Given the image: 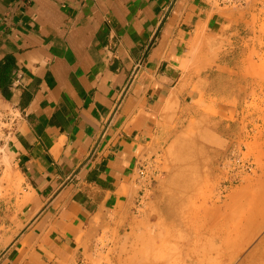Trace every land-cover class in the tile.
<instances>
[{
	"label": "crops",
	"instance_id": "obj_1",
	"mask_svg": "<svg viewBox=\"0 0 264 264\" xmlns=\"http://www.w3.org/2000/svg\"><path fill=\"white\" fill-rule=\"evenodd\" d=\"M250 20L210 0H0V110L20 111L0 153L21 188L0 194V264H83L120 245L145 193L138 169L179 138L196 90L235 101L219 132L226 148L252 140L264 104L245 102L264 80L244 78ZM212 47L215 65L197 75Z\"/></svg>",
	"mask_w": 264,
	"mask_h": 264
},
{
	"label": "rangeland",
	"instance_id": "obj_2",
	"mask_svg": "<svg viewBox=\"0 0 264 264\" xmlns=\"http://www.w3.org/2000/svg\"><path fill=\"white\" fill-rule=\"evenodd\" d=\"M258 26L253 28L255 37L248 39L253 44L244 60V78L253 85L257 77L264 80V54L259 52L264 49V25ZM205 46L207 43L200 44L197 53ZM221 50L211 48L208 65L195 60L197 75L215 65ZM247 95L245 107L259 109L258 95L264 96V91L258 94L252 87ZM189 103V112L178 127L173 126L179 138L167 141L155 164L147 166L150 177L145 193L139 192L142 197L138 195L131 203L134 219L130 232L116 236L120 245L86 252L83 264H264V127L255 124L253 139L240 140L256 164L254 172L244 176L242 184L228 187L224 200L213 198L219 194L221 180L217 160L227 143L219 132L224 131L222 122L233 120L235 101L224 104L232 106L229 109L196 90ZM5 157L0 153V163L5 166L0 173V182L5 183L0 187L3 197L21 190ZM139 188L135 186V190ZM100 241L104 245L102 238Z\"/></svg>",
	"mask_w": 264,
	"mask_h": 264
},
{
	"label": "built area",
	"instance_id": "obj_3",
	"mask_svg": "<svg viewBox=\"0 0 264 264\" xmlns=\"http://www.w3.org/2000/svg\"><path fill=\"white\" fill-rule=\"evenodd\" d=\"M216 7L225 10L247 11L251 15L249 25H264V0H210ZM252 17L254 20L252 21ZM260 102L264 104V96L258 95ZM257 98V99H258ZM20 117V111L16 106H8L0 110V141L3 140L11 131L15 130L16 123ZM258 124V127H264V124ZM255 125L251 128L248 137L251 138L255 132ZM252 133V135H251ZM242 141V140H241ZM218 165L221 169V180L219 195L224 197L231 185L241 182L244 176L251 174L256 169L253 158L246 153V147L240 141L225 149L220 157ZM138 176L145 185H147V174L145 166H140Z\"/></svg>",
	"mask_w": 264,
	"mask_h": 264
},
{
	"label": "bare ground",
	"instance_id": "obj_4",
	"mask_svg": "<svg viewBox=\"0 0 264 264\" xmlns=\"http://www.w3.org/2000/svg\"><path fill=\"white\" fill-rule=\"evenodd\" d=\"M4 158V157H3Z\"/></svg>",
	"mask_w": 264,
	"mask_h": 264
}]
</instances>
